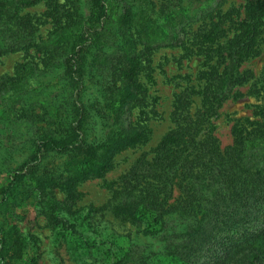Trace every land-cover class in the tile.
Wrapping results in <instances>:
<instances>
[{
    "label": "trees",
    "instance_id": "trees-1",
    "mask_svg": "<svg viewBox=\"0 0 264 264\" xmlns=\"http://www.w3.org/2000/svg\"><path fill=\"white\" fill-rule=\"evenodd\" d=\"M40 4L41 19L23 12ZM262 44L264 0H161L156 10L151 0H0V55L31 50L40 63L0 78V172L10 179L0 186V264H36L21 262L28 240L6 214L34 194L57 236L76 231L63 214L76 186L148 140L155 111L138 78L161 49L178 64L196 59L197 70L174 95L172 128L125 172L113 207L159 243L118 248L109 264H264V74L248 87L258 104L233 126L230 146L219 149L210 123L248 81L239 68ZM174 188L166 222L162 202Z\"/></svg>",
    "mask_w": 264,
    "mask_h": 264
},
{
    "label": "rangeland",
    "instance_id": "rangeland-1",
    "mask_svg": "<svg viewBox=\"0 0 264 264\" xmlns=\"http://www.w3.org/2000/svg\"><path fill=\"white\" fill-rule=\"evenodd\" d=\"M241 6L256 0H228ZM156 10L161 0H151ZM45 7L43 4L26 9L34 17H40ZM49 30L48 25L38 27L37 35L43 36ZM26 60L40 65L38 57L33 51H14L0 55V78L12 77L17 64ZM198 61L190 58L182 59L178 64L176 51L161 49L150 56L148 64L139 75L138 81L148 89V102L152 103L155 113L151 115L148 126L151 128L148 140L133 148L116 154L112 159L109 171L100 179L86 180L76 186L77 199L68 213H63L66 220L75 224L76 231H64L62 237L47 225L41 208L36 204L32 195L18 206L12 214H6L7 224H15L23 236L28 240V247L24 259H33L36 264H109L112 253L118 248L132 247L142 251L143 246H151L155 250L159 243L157 239H149L142 230L130 221L114 215L113 207L121 202L125 196L121 192V178L137 160H149L152 149L160 139L172 128L170 113L174 95L185 87L186 76L193 79ZM240 71L244 72L248 81L236 87L233 96L225 101L211 118L213 136L220 150L230 146L232 128L243 118L251 119L254 106L258 100L247 93L249 85L256 82L259 74H264V44L259 54L242 63ZM261 103H264V98ZM242 121V120H241ZM6 137H8L6 135ZM57 161V160H55ZM61 164V161L55 162ZM9 178L0 172V186L9 182ZM49 193L61 204L64 194L56 188ZM174 188L170 196L163 200V217L166 222H172L175 215L171 206L178 197ZM64 204V202H63ZM17 216V217H16ZM169 223L167 225H170ZM164 233L163 235H165ZM142 254V253H141ZM139 257V255H138ZM139 261L137 262V264ZM141 264H167L166 260L156 257L145 259Z\"/></svg>",
    "mask_w": 264,
    "mask_h": 264
}]
</instances>
